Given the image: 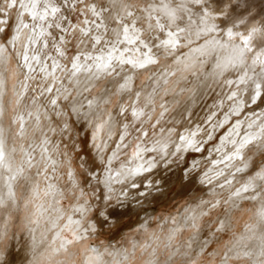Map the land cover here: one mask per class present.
I'll use <instances>...</instances> for the list:
<instances>
[{"label":"rangeland","instance_id":"1","mask_svg":"<svg viewBox=\"0 0 264 264\" xmlns=\"http://www.w3.org/2000/svg\"><path fill=\"white\" fill-rule=\"evenodd\" d=\"M51 1L48 4L54 5L59 11L49 28H46L44 54L59 56L58 51L61 49L65 57L62 59L61 56L60 61L66 62L64 58L72 59L79 48L81 33L79 28H85L88 23L94 29L99 21L88 12L89 0ZM127 1L130 4L145 5L151 0ZM156 1L162 3L170 0ZM41 10H46L45 4L41 6ZM124 12L126 11L122 9L119 15ZM116 16L111 13L105 16L103 23L101 22L103 29L107 28L104 36L113 25L119 26ZM191 23L190 26L195 27L196 24L192 21ZM151 34V31L144 32L142 39L153 45V55H157L154 59L158 60L135 69L132 64H120L116 58L111 57L112 66L117 65L118 69L94 87L89 96L94 100L93 98H99L107 93L112 94L111 101L105 108L108 113L117 114L118 125L115 131L117 140L112 144L102 164L105 168L110 154L114 152V159L110 164L111 180L115 181V176L122 173V167L124 169L130 167L131 159L138 154V150L141 151V155L157 162L155 168L148 173L150 178L140 176L139 182L133 179L113 184L110 188L101 186L103 170L98 180L94 179L93 174H89L90 167H96L97 164V161L94 162L93 150L96 145L98 147V141L95 143L91 141L90 130L84 133L86 120L80 121L74 125L73 132L65 133L67 136H63L59 142L57 159L61 165L58 171L53 172L52 168L45 169V165H42L41 170H44L40 178L24 179L28 184L31 182L33 187L39 185V191L49 188L53 191L49 203L43 208L44 217L31 224L30 230L27 225L37 212L36 204L39 203V199L34 196L32 188L26 187V183L21 185V182L18 183V188H21L20 196H25L22 201L24 206L19 221L14 224L10 235L0 245L3 252L0 264H84L95 255L103 257V264H151L155 261L158 264H253L250 257H257V260H261L260 264H264V258L258 256L264 250V224L259 225L258 212L259 207H264V183L259 189L257 186L250 188L254 194H259L260 201L250 199L247 195L239 203L229 202L233 196L244 191L242 188L248 177L261 170L264 165V152L254 158L255 165L246 172L247 175L244 174L241 181L234 184L232 195H228L227 192L218 195L207 192L211 186L223 187L235 173L231 171L232 166L217 164L222 158L221 153L216 150L221 142L220 138L234 128L236 120L244 125L252 118L251 114L253 116L260 111L264 112V94L260 96L259 104L256 101L252 102L251 94L248 97L249 102L243 101L245 92L242 93L240 88L228 84L229 81L238 79L240 75L238 70L227 73L230 76L229 80L221 78L216 83L208 81L204 73L209 72L210 62H207L204 68L193 72L187 61L184 63H188L189 67L187 65L181 67L185 65L181 61L186 60V54L190 50L186 48V51H183L185 47L182 46L179 50L183 51L182 54L186 52L184 55H179L177 50H169L171 53L162 50V41ZM10 37L11 34L7 33L3 42H8ZM109 37L108 33L107 38ZM101 48L106 49V46L104 44L97 48L89 46L87 53L96 55L101 52ZM127 48L131 50L132 46L127 41H122L119 50L126 53V56L129 55ZM146 53L134 51L129 61L137 64L145 58ZM213 59L217 60V56L214 55ZM79 61H84V57ZM174 61H177V64ZM12 70L10 90L14 107L10 109L11 117L17 111L14 90L20 78L19 75H15L17 68L14 62ZM131 72L139 73V78L133 91L121 101L117 92L119 87L127 85V78ZM240 72L244 74L245 71ZM110 79L114 80L112 87L108 82ZM44 86L37 80L31 83L21 110L25 108L26 112L33 115L37 111L38 102L48 104V98L42 96ZM140 90L146 94L144 98L135 93ZM232 93L236 95L231 98ZM151 95L155 97L154 102L151 100L145 102ZM240 101L246 102V110L242 111L241 117V114L234 116L232 113ZM100 105L97 106V110L102 111ZM90 106L94 107L91 102ZM134 110H142L141 115H135ZM91 111L95 113L94 109ZM225 115H233V121L223 126L221 123L223 124L222 119L226 117ZM53 125L56 126V123L53 122ZM31 129L28 140H34L39 144L43 132L33 126ZM213 130L216 131L215 137L210 139ZM192 131L195 132L193 137ZM209 133L211 134L207 137ZM183 135L185 139H197L199 142L197 141L195 147L201 149L197 150L195 147L189 149L186 159L182 149H178L181 143H185ZM207 138L209 139L206 140ZM163 145H167L165 150L167 154L161 151ZM21 155L19 159L16 158L18 165L23 157V154ZM252 155L253 152H250L247 160ZM157 172L159 175L156 177ZM73 177L77 178L78 184L74 185ZM258 181H261L260 177L256 179V182ZM42 199H45L44 194H41ZM81 205H85L89 213L84 218L81 228L75 232H62L65 238L70 239L71 244L63 250L60 247L61 241H57L56 245L62 249L57 253L54 251V225L62 222L65 224L68 217ZM191 211L198 216L195 224L191 223L181 232L172 235L174 224L183 218H193ZM30 231L34 241L41 245L39 248H43L42 254L33 263L30 260L28 238L25 236ZM77 233L80 238L75 236ZM48 242L50 244H46ZM230 252L237 253L235 256L227 257Z\"/></svg>","mask_w":264,"mask_h":264},{"label":"bare ground","instance_id":"2","mask_svg":"<svg viewBox=\"0 0 264 264\" xmlns=\"http://www.w3.org/2000/svg\"><path fill=\"white\" fill-rule=\"evenodd\" d=\"M49 2L52 1L0 0V49H3L0 51V245L10 235L14 224L19 221V215L24 206L22 201L25 196H20L19 182H21L20 185L26 183L27 188H32L34 196L39 199V203L36 204L37 212L31 218V222H28V230L31 229V224L37 223L44 217L43 208L49 203L48 200L53 191L50 188L39 191V185L33 187L31 182L28 184L27 181L24 182V179L29 177L40 178L44 170H41L42 165H45V169L52 168L53 172L58 171L61 165L57 159L59 142L68 132H73L74 125L82 120H86L85 123H87L84 133L86 134L90 130L91 141L93 143L98 141V147L95 144L93 150L94 162L97 161V164L96 167H90L89 174H93L94 179L98 180L100 179V172L103 170L101 186H109L110 188L113 187V184L128 182L133 179L135 182H139L140 176L150 178L148 173L155 168L157 162L141 155V151L138 150V154L131 159L130 167L127 169L122 167V173L115 176V181L111 180L112 168L110 164L114 159V152L110 154L107 165H104L105 168L102 164L112 144L117 140L115 138L118 125L117 114L108 113L105 108L111 101L112 94L106 92L107 94L99 96V98L96 97V99L93 98L94 100L89 97L94 87L118 69L117 65L112 66L111 57L116 58L117 63L132 64L135 69L141 68L138 65L146 60L151 62L145 63V66L158 60L154 59L157 58V55H153V45L143 41L144 32L151 31V35L154 34L160 42L162 41V50H177L179 55L186 51V48L190 50L186 54V60L181 61V63L187 61L192 67V72L204 68L207 62H210L209 72L204 73L205 78L209 79H207L208 81L211 80L216 83L221 78L229 80L230 76L227 73L238 70L240 73L238 79L231 80L228 84L240 88L242 93L245 92L243 101L249 102L248 97L251 94L252 102L256 101L259 104L261 103L260 96L264 94V0H170L162 3L151 0L145 5L130 4L127 0H89L88 12L96 16L99 23H96L94 29L88 23H86L85 28H79L81 31L79 48L75 57L72 59L64 58L66 62L60 61V57L62 56L63 59L65 55L61 49L58 51L59 56L44 54L46 28L52 24L51 21L54 17L49 15L42 20L40 17L46 10H41V6L45 4L46 9H48ZM51 6L54 7V5ZM122 9L126 12L120 16L119 12ZM111 13L117 15L119 26L113 25L104 36L107 28L103 29V25L100 24L103 23L105 16ZM143 21L144 24H142ZM191 21L196 24L195 27L190 26ZM109 25H111L110 22ZM206 27L210 28L211 31L205 30ZM229 31L232 33L231 37L228 35ZM7 33L11 34V37L8 42L4 43ZM108 33L110 34L109 39L107 38ZM122 41H127L132 46L131 50L127 48L128 56L119 50ZM245 41H247V46H245ZM103 44L106 49L101 48L100 53L96 55L87 53L89 46L97 48ZM182 46L185 47V50L183 49L181 52L179 49ZM134 51L146 53V56L143 55L145 58L137 64L129 61L130 55ZM214 55L217 56V60H215L216 57L213 59ZM81 57H84L82 62L79 61ZM109 59L110 64L108 67H104ZM13 62L17 68L15 75H19L20 78L17 80V87L14 90L17 98V111L11 117L10 109L14 107L10 90L12 89L10 78L13 73ZM188 63H184L185 65L181 67L186 65L189 67ZM120 67L123 68V66ZM241 70L245 71L244 74L240 72ZM195 74L197 75V73ZM138 76L139 73L131 72L127 78V85L119 87L117 94L121 97V101L130 91H133ZM36 80L45 85L42 89V96L47 97L49 101L48 104L38 102L37 111L31 115L30 112H26L25 108L24 110L21 108L24 106L29 86ZM108 82L112 87L114 80L110 79ZM257 85L260 87L258 88ZM135 93L142 98L146 95L141 90L135 91ZM235 95L232 93L231 98ZM149 100L154 102L155 97L151 95L145 102H149ZM90 102L94 107L90 106ZM99 104L102 105V107L100 105V108H103L102 111L97 110ZM91 109H94L95 113ZM244 110H246V102L240 101L232 114L237 116ZM134 112L138 116L141 115L142 110H134ZM251 117L244 125L236 120L234 128L229 129L230 131L220 138L221 142L216 150L221 153L222 158L218 160L217 164L225 167L232 166L231 171H235V173L223 187L211 186L207 191L208 193L218 195L227 192L228 195H232L234 184L239 183L244 174L252 168V165H255L253 164L254 158L264 152V112L260 111L253 116L251 114ZM232 118L233 115H227L222 119L223 124L221 123V125L224 126ZM53 122L56 123V126L53 125ZM32 126L43 132L39 144H36L34 140H28ZM215 133L216 131L213 130L212 134L209 133L207 137L211 134L210 139L214 138ZM183 141L185 143L177 146L185 153L184 159H186L188 157L187 151L194 149L198 140L194 138L185 139L184 136ZM203 141H205L204 137ZM203 141L202 143H204ZM200 146L204 148L203 145ZM195 148L197 149V147ZM166 149L167 145H163L161 151L166 153ZM250 152H253V155L247 160ZM21 154L23 157L18 165L16 158L19 159ZM260 169L256 171L255 175L248 177L242 188L244 191L233 196L229 201L230 204L239 203L247 195L250 196V199L254 198L255 201L259 199V194H254L250 188L257 186L259 189L264 183V165ZM158 175L157 172L156 177ZM259 177L261 181L256 182ZM50 178H52V174ZM72 180L74 185L78 184L76 177H73ZM41 194L45 195V199L41 200ZM257 206L259 207V203ZM258 210L259 225H263L264 207L261 206ZM88 213L89 209L85 205H81L72 216L68 217L65 224L62 222L54 225V251L60 253L62 249L64 250L71 244L70 239L65 238L62 232H75L81 228ZM190 213L192 219L183 218L172 226V235L181 232L191 223L195 224L198 216H195V212L191 211ZM25 236L28 238V250L31 254V263H33L40 257L43 248H39L41 245L34 241L31 231ZM75 236L81 237L78 233ZM59 240L62 249L56 245ZM235 253L230 252L227 257L233 256ZM2 256L3 252L0 248V260ZM258 256L264 258V250ZM250 258L253 264L261 263L257 257ZM102 261V256L95 255L93 259L87 260L84 264H103ZM151 264L158 263L155 261Z\"/></svg>","mask_w":264,"mask_h":264},{"label":"snow or ice","instance_id":"3","mask_svg":"<svg viewBox=\"0 0 264 264\" xmlns=\"http://www.w3.org/2000/svg\"><path fill=\"white\" fill-rule=\"evenodd\" d=\"M49 9H50V10H49ZM58 11H59V10H58L56 7H53V6L49 5V6H48V9H46V11L44 12V14L41 15L40 18L43 20V19H46V17L49 16V15L55 17V15H56V13H57ZM32 14L35 15V13H32ZM205 30H207V31H211V29L208 28V27H206ZM228 35H229V37H231V35H232L231 31H229ZM244 43H245V46H247V41H245ZM0 51H3V49H0ZM149 62H151V61H150V60H146V61H144V62H141L138 66L142 68V67L145 66V63H149ZM108 64H110V59H109V62L106 63V64L104 65V67H108ZM126 83H127V82H126ZM123 86H124V85H122V87H123ZM257 87L259 88L260 85H257Z\"/></svg>","mask_w":264,"mask_h":264}]
</instances>
